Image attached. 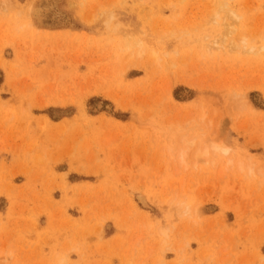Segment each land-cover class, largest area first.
I'll return each instance as SVG.
<instances>
[{"label":"rangeland","instance_id":"374dc122","mask_svg":"<svg viewBox=\"0 0 264 264\" xmlns=\"http://www.w3.org/2000/svg\"><path fill=\"white\" fill-rule=\"evenodd\" d=\"M0 264H264V0H0Z\"/></svg>","mask_w":264,"mask_h":264},{"label":"bare ground","instance_id":"6f19581e","mask_svg":"<svg viewBox=\"0 0 264 264\" xmlns=\"http://www.w3.org/2000/svg\"><path fill=\"white\" fill-rule=\"evenodd\" d=\"M71 4V3H70ZM74 4L72 3L71 6H73ZM142 196V195H141ZM139 200H142L144 202V198L142 197L141 199ZM141 202V201H140ZM147 202V201H146ZM146 206V205H145Z\"/></svg>","mask_w":264,"mask_h":264}]
</instances>
